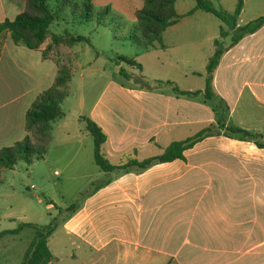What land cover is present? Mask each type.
<instances>
[{
    "label": "crops",
    "instance_id": "crops-1",
    "mask_svg": "<svg viewBox=\"0 0 264 264\" xmlns=\"http://www.w3.org/2000/svg\"><path fill=\"white\" fill-rule=\"evenodd\" d=\"M90 1L96 8L109 6L117 17H128L129 31L142 6L141 0ZM179 2L176 0L175 10L182 17L164 30L162 46L140 47L130 56L116 53L113 57L93 46L94 55L81 61L76 48L79 42H75L54 45L45 58L42 51L52 34H71L49 31L37 49H29L15 44L6 30L0 33V149L24 138L25 113L52 85L58 64L71 68L68 95L61 103L64 116L52 128V134L60 135L54 141L57 154L49 164V169L53 164L59 166L50 172L57 178L81 183L73 193L79 199L75 209L67 211L52 233L58 244L69 246L71 261L246 264L238 253L248 254L247 249L241 250L247 245L251 252L264 255V174L248 171L264 148L212 135L183 150L184 158L154 162L141 170L104 172L94 162L93 143L86 142L90 135L80 117L100 127L106 137L101 152L118 165L129 158L142 161L161 155L171 142L184 140L215 122V113L201 94L189 97L175 94L170 86L154 84L170 81L183 91L202 90L205 65L214 50V39L219 38L221 22L215 15L196 8V1L192 5L186 0L183 7ZM24 6L25 0H0V23L13 20ZM263 14L264 0H243L236 23L243 25ZM77 35L81 34H72ZM88 40L80 42L92 47ZM119 55L135 60L140 69L117 62ZM76 66L88 76L101 71L103 80L95 95L85 92L94 81L87 90L73 92ZM139 77L149 81V86ZM212 85L228 105L235 125L264 133V25L221 55ZM257 159L264 163V158ZM43 161L49 163L46 158ZM47 175L43 173L42 179ZM93 181L82 194L85 183ZM68 201L63 202L64 209L72 204ZM253 207L256 214L249 216L250 225L239 224V213H250ZM208 237L213 240L206 242ZM185 244L193 249H185ZM208 245L212 246L205 248Z\"/></svg>",
    "mask_w": 264,
    "mask_h": 264
},
{
    "label": "trees",
    "instance_id": "trees-1",
    "mask_svg": "<svg viewBox=\"0 0 264 264\" xmlns=\"http://www.w3.org/2000/svg\"><path fill=\"white\" fill-rule=\"evenodd\" d=\"M142 6L135 12V22L126 38L139 47H150L155 43L162 46V33L176 23L182 15L175 10L176 0H141ZM196 8L215 15L221 22L219 38L214 39V50L208 57L204 70V87L202 90L183 91L170 81H156L155 86H170L175 94L189 97L201 94L215 113V122L207 125L194 135L180 141L171 142L163 154L146 158L142 161L129 158L125 162L113 165L101 152V146L106 137L100 127L87 117H80L85 128L93 138V157L95 164L104 172L118 169L127 172L131 169L141 170L154 162L168 161L173 158H184L182 151L193 146L195 142L207 136L223 135L231 139L252 142L258 148H264V133L252 131L235 125L229 117V108L226 102L213 90V71L221 55L242 37L251 34L264 25V14L237 25V18L243 7V0H236L232 12L218 10L209 0H195ZM85 9H82V7ZM83 7V8H84ZM69 9L70 15L83 22L95 19L97 23L110 14V7L104 6L94 11L90 0L77 3L73 0H25L24 10L13 20H4L0 23V33L6 30L15 44H22L29 49H37L49 35V25L59 20ZM75 12H79L75 14ZM192 13V10L188 14ZM75 14V15H74ZM106 15V16H105ZM51 42L42 51V56L49 57V52L55 45L71 46L75 42L86 41L88 38L69 34H52ZM229 38L225 43V39ZM116 61H122L140 69V64L135 60L119 55ZM123 73V70L119 69ZM72 72L70 66L59 63L57 74L52 85L39 94L25 113V136L11 146L0 149V171L3 168H13L19 160L31 164L34 159L44 157L51 139L53 123L64 116L61 103L68 95V82ZM142 84L149 86V81L139 77ZM76 203L70 204L65 211H73ZM59 212H62L61 210ZM23 228L33 231L32 238L22 256L19 264H51L55 257L51 253L47 241L56 228L54 220L49 224L37 225L29 222L20 223L15 229L0 231V238L6 234H15Z\"/></svg>",
    "mask_w": 264,
    "mask_h": 264
},
{
    "label": "rangeland",
    "instance_id": "rangeland-1",
    "mask_svg": "<svg viewBox=\"0 0 264 264\" xmlns=\"http://www.w3.org/2000/svg\"><path fill=\"white\" fill-rule=\"evenodd\" d=\"M185 1L180 0L179 6L183 7V2ZM190 1L194 5L195 0ZM209 1L214 8L228 12H232L236 5V0ZM184 5L186 4L184 3ZM83 7L82 9H85ZM186 7L188 6L186 5ZM125 8H129L127 4ZM246 8L250 9L251 7L246 6ZM96 10H99V8L94 7V11ZM65 13L62 18L51 23L49 31H54L59 34L67 31L71 35H86L90 39L92 47H89L85 42H79L76 44L78 50L75 48L78 59L81 61L87 60L94 55L96 50L93 46L113 57L116 53L130 56V54L140 48L126 38L131 25L128 17H117L116 14L110 13L107 16L105 15V19L103 21L101 20L100 23H97L95 19L80 22L74 16L67 15L70 13L69 11ZM77 13L79 12H75V14ZM247 14L246 12L243 17L247 18ZM121 66L127 70L128 66L126 64L121 63ZM81 70L82 68L78 66L73 70L72 89H75L73 92L78 93L81 89L87 90L88 84L94 81L93 86L91 88L89 87L90 89L85 92L86 94L95 95L102 84L103 77L100 74L101 71H98L92 76H88L84 74L85 71L83 72ZM134 70L138 73V70ZM79 73H82L84 76H78ZM57 138L60 139V135H56V133L51 135L49 141L50 146L48 144L44 157L34 159V164H27L24 160H19L13 168H3L0 171V231L15 229L22 222L45 225L54 220L57 225L67 213L64 209L63 202L69 200L71 203H75L77 201L78 198H74L73 193L75 187L81 184L80 181L57 178L53 173H50L52 170L59 168L58 165L53 164L51 169H49V164L53 163L56 158L57 152L54 148V141H57ZM86 142L93 143L92 136ZM259 153L255 156L253 169L248 168V171L255 174H264V163L259 161L261 159H257L264 158V150ZM69 156H66L64 159L69 158ZM44 158L48 159L49 163H45L43 161ZM79 158L80 155L76 156L73 159L72 165ZM43 173L48 174L46 180L42 179ZM94 184L95 181L85 183L82 194H85ZM79 198H81V195ZM254 208H252L250 213H239L238 223L250 225L251 219L248 220V218L256 214L253 210ZM60 210L62 212H59ZM209 231L207 230V232ZM32 234L33 231L30 228H23L15 234L2 236L0 238V264H19L32 238ZM208 238L206 242L213 240V237ZM56 239L57 236L53 235L48 239L50 251L58 257V261H53L51 264H89L86 261H71L68 256L69 246L62 245V243L58 244ZM210 246L212 245L205 246V248L208 249ZM248 247L249 245L241 247V250L247 249L248 254L239 252V259L244 258L247 261L246 264H257L264 260V255L261 253L258 255V252H251L252 249L248 250ZM184 248L193 249L191 245L186 244ZM205 254L207 253L205 252ZM106 264H115V262ZM164 264H168V261Z\"/></svg>",
    "mask_w": 264,
    "mask_h": 264
}]
</instances>
